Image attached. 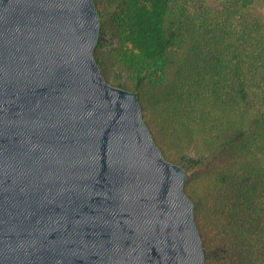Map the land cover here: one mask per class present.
I'll list each match as a JSON object with an SVG mask.
<instances>
[{"label":"water","instance_id":"obj_1","mask_svg":"<svg viewBox=\"0 0 264 264\" xmlns=\"http://www.w3.org/2000/svg\"><path fill=\"white\" fill-rule=\"evenodd\" d=\"M94 0H0V264H204L186 170L96 61Z\"/></svg>","mask_w":264,"mask_h":264},{"label":"trees","instance_id":"obj_2","mask_svg":"<svg viewBox=\"0 0 264 264\" xmlns=\"http://www.w3.org/2000/svg\"><path fill=\"white\" fill-rule=\"evenodd\" d=\"M96 61L187 172L204 264H264V17L257 0H94ZM202 6V7H199ZM106 35L108 38H106Z\"/></svg>","mask_w":264,"mask_h":264},{"label":"rangeland","instance_id":"obj_3","mask_svg":"<svg viewBox=\"0 0 264 264\" xmlns=\"http://www.w3.org/2000/svg\"><path fill=\"white\" fill-rule=\"evenodd\" d=\"M186 2L195 5L201 4L202 6L204 5L212 10L220 9L222 6L221 0H186ZM254 9L257 11V13L264 17V0H257L255 2ZM106 38H108L107 35Z\"/></svg>","mask_w":264,"mask_h":264}]
</instances>
